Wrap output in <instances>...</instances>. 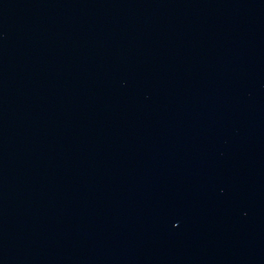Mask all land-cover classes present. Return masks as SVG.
Listing matches in <instances>:
<instances>
[{"label": "water", "instance_id": "obj_1", "mask_svg": "<svg viewBox=\"0 0 264 264\" xmlns=\"http://www.w3.org/2000/svg\"><path fill=\"white\" fill-rule=\"evenodd\" d=\"M0 264H264V0H0Z\"/></svg>", "mask_w": 264, "mask_h": 264}]
</instances>
